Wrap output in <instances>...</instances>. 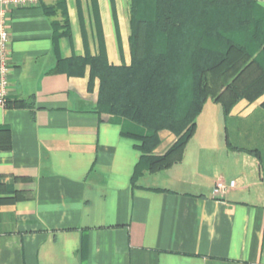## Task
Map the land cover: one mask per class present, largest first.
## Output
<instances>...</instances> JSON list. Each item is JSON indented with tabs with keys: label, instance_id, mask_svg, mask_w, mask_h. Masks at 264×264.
<instances>
[{
	"label": "crops",
	"instance_id": "obj_1",
	"mask_svg": "<svg viewBox=\"0 0 264 264\" xmlns=\"http://www.w3.org/2000/svg\"><path fill=\"white\" fill-rule=\"evenodd\" d=\"M65 4L37 0L8 16L0 264H264V94L228 114L208 99L182 159L133 183L138 140L97 111L89 64L69 74L60 63L130 64V0ZM161 139L158 155L177 137Z\"/></svg>",
	"mask_w": 264,
	"mask_h": 264
},
{
	"label": "trees",
	"instance_id": "obj_2",
	"mask_svg": "<svg viewBox=\"0 0 264 264\" xmlns=\"http://www.w3.org/2000/svg\"><path fill=\"white\" fill-rule=\"evenodd\" d=\"M131 13L130 64H110L104 55L60 63L69 74L89 64L100 79L97 111L138 140L134 183L182 159L208 99L228 114L241 99L264 94V7L257 0H132ZM164 130L177 139L158 155Z\"/></svg>",
	"mask_w": 264,
	"mask_h": 264
},
{
	"label": "built area",
	"instance_id": "obj_3",
	"mask_svg": "<svg viewBox=\"0 0 264 264\" xmlns=\"http://www.w3.org/2000/svg\"><path fill=\"white\" fill-rule=\"evenodd\" d=\"M37 0H0V106H6V100L10 85L9 45L10 36L7 20L13 8L33 5ZM235 181H231L233 186ZM225 181L217 183L215 191L219 192L226 188Z\"/></svg>",
	"mask_w": 264,
	"mask_h": 264
},
{
	"label": "rangeland",
	"instance_id": "obj_4",
	"mask_svg": "<svg viewBox=\"0 0 264 264\" xmlns=\"http://www.w3.org/2000/svg\"><path fill=\"white\" fill-rule=\"evenodd\" d=\"M131 6H132V0H130V6H129V21H130V23H131V16H132V13H131ZM264 7V6H263ZM253 88H251V90H252ZM250 92H253V93H255L256 91H255V88L252 90V91H250ZM246 93V92H245ZM244 99H246V98H244ZM211 99H210V102H209V104L211 105ZM209 104H207V107H210L209 106ZM207 110H208V108H207ZM208 112V111H207ZM206 112V113H207ZM263 117H264V107H263V109H262V114H261ZM112 117V119H116L115 117H113V116H111ZM264 120V119H263ZM208 128V127H207ZM130 129H131V131H138V129H137V127H131L130 126ZM207 130H209V129H207ZM164 131H166L167 133H170L171 135L173 134V133H171L169 130H164ZM204 131H205V129H204ZM263 131H264V125H263ZM200 134H201V132H199L198 133V135H197V138L196 139H200ZM174 135V134H173ZM175 137H177L176 135H174ZM165 139L167 140V141H169L168 139H169V137L168 136H166L165 137ZM261 141L264 143V141L263 140H260V141H257V142H259V143H261Z\"/></svg>",
	"mask_w": 264,
	"mask_h": 264
}]
</instances>
